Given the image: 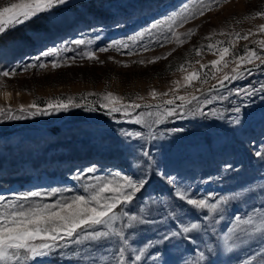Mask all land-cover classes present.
Wrapping results in <instances>:
<instances>
[{
  "label": "rangeland",
  "instance_id": "obj_1",
  "mask_svg": "<svg viewBox=\"0 0 264 264\" xmlns=\"http://www.w3.org/2000/svg\"><path fill=\"white\" fill-rule=\"evenodd\" d=\"M5 2L0 0V4ZM204 3L208 4L209 0ZM185 5L197 13L203 7L193 0H69L68 4L0 35V71H16L15 76L0 77V106L18 109L21 104L36 102L45 107V101L71 97L75 103L97 108L95 112L81 107L50 116L0 121V195L14 198L26 191H40L45 195L36 198L38 202L54 203L61 196L85 194L83 183H95V177H110L120 172L139 178L148 173L149 183L134 204L125 208L130 214H138V208L143 206L141 201H148L149 218L156 222L153 227L141 225L135 230H126L136 249L150 241L161 240L165 232L180 222L160 223L163 205L151 201L163 199L171 205L180 202L173 197L172 186L157 173L175 177L180 186L190 190L193 198H207L210 202L240 191L242 187L253 186L254 191L245 199L230 201L224 206L225 218L217 225L219 231L227 230L235 215L244 216L261 207L264 193L256 185L264 181V156L256 154L264 153V93L248 99L243 93L237 95L235 90L259 88L264 83V66L256 60L259 70L244 79L225 82L221 90L217 88H220V78L236 67L232 61L243 55L244 49H254L264 56V50L254 43L264 39V32L258 31L264 18L255 17L256 12L264 10V0H226L219 4L211 0L210 10L186 22L178 21L172 32L167 25H161L142 39H130L181 11ZM190 30L193 32L190 37L180 36L185 41L182 45L173 38V33L185 34ZM237 34L239 37L247 35L248 39H238ZM76 39H92L94 43L77 47L72 43ZM116 41L128 47L117 50ZM209 44L216 48H209ZM225 46H230L232 53L225 57L229 66L211 65V61L219 59L218 49ZM63 47L73 50L55 57L41 55L44 51ZM104 47L109 50L99 51ZM89 50L96 52L98 61L81 55ZM154 57L167 58L149 63ZM53 60L63 66L53 69ZM40 63L47 67L40 68ZM32 64L37 66L25 70V65ZM217 67L221 71H217ZM192 72L199 73L200 79L186 85L184 77ZM213 74L216 79H212ZM176 81L183 86H177ZM214 85L217 90L207 93ZM153 90L167 95L154 99L150 95ZM107 92L122 97L124 104L153 107L129 109L128 116L123 112L110 116L106 114L108 110L99 106ZM180 95H195L199 100L177 108L178 113L199 107L206 115L168 117L163 123L153 125L155 131L163 135L152 140L122 135V129L146 135L148 128L144 124L130 121L144 113L142 119L151 123L159 118L156 113L161 109L156 105H182L179 99L175 105L163 103ZM220 96L226 99L217 98L211 104L199 103L205 97ZM237 105L242 108L241 119L239 124L233 125L229 120L235 115L232 109ZM213 111L223 119L211 115ZM145 150L148 156L142 155ZM225 164L231 168L225 169ZM93 166L95 170L88 172ZM76 175H80L82 181L73 179ZM56 189L64 191L55 196L47 195ZM204 214V211L198 213L200 217ZM208 239L214 245L211 253L205 250L199 238L195 243L173 238L149 247L139 262L132 260L128 253V264H187L201 250H205L206 256L202 264H241L251 250L259 247L253 242L248 251L226 253L216 245L211 234ZM82 247L69 242L68 248L57 249L52 255L37 258L30 264H89L83 253L63 254ZM88 247L96 251L91 245ZM105 247L111 245L100 246V250L103 252Z\"/></svg>",
  "mask_w": 264,
  "mask_h": 264
},
{
  "label": "snow or ice",
  "instance_id": "obj_2",
  "mask_svg": "<svg viewBox=\"0 0 264 264\" xmlns=\"http://www.w3.org/2000/svg\"><path fill=\"white\" fill-rule=\"evenodd\" d=\"M217 4L226 2V0H215ZM69 0H6L5 3L0 4V35L4 34L8 29H14L17 26L24 25L34 19H38L41 14L52 12L53 9L66 5ZM193 3H199L203 7L197 11L185 5L181 11L172 13L164 20L154 23L150 28H147L136 36L130 37L131 40L142 39L146 34L151 33L153 29L161 25H167L170 32L173 31V26L178 21L186 22L193 18L195 15H203L206 9L210 10L211 0L208 4L204 0H193ZM188 13H191L189 15ZM255 17L264 18V10L255 13ZM254 18V17H248ZM259 32H264V24L258 26ZM193 32L190 30L185 34L173 33V38L178 44H183L185 41L180 38L181 35L190 37ZM237 38L248 39V36ZM75 46L91 45L94 43L92 39H76L72 42ZM223 43V42H218ZM258 43L261 50H264V39L255 41ZM117 50L120 47L127 48L128 45L122 41L114 42ZM209 48H216V45L209 44ZM73 49L53 48L49 51L41 53L43 57L57 56L58 53L72 51ZM108 47L100 48L99 51H108ZM244 54L236 56L233 59L236 67L231 69L230 73H225L218 84L220 88L225 87V82L231 83L236 80L244 79L246 76L251 75L254 71L259 70V66H255V61H260V66H264V56L254 49H244ZM199 55V50H197ZM219 59L211 61V65L227 68L229 62L225 57L231 55L230 46L221 47L218 49ZM82 56L87 57L89 60H99L95 51H85L81 53ZM168 55H171L169 53ZM167 57H154L149 63H155L159 59H166ZM37 60L40 57L36 58ZM73 62L75 57L72 58ZM64 63H67L65 60ZM144 63V61H139ZM245 65H254V67L245 68ZM37 65H25L27 70L29 67H36ZM63 64L57 60H53L51 67L53 69L62 67ZM128 66V65H125ZM40 68L47 67L46 64L40 63ZM201 67H207L202 65ZM183 70V66L181 69ZM217 71H221L217 67ZM16 71L3 70L0 71V77L15 76ZM200 79L197 72H192L184 77L186 85H191L193 80ZM212 79H216L215 74ZM206 82V81H204ZM177 86L180 85L176 81ZM178 90V89H177ZM213 91L217 90L214 85ZM231 91V90H230ZM236 94H244L245 97L250 99L257 93H264V83L259 88L247 87L244 89H236ZM10 96L11 93H6ZM150 95L155 99L158 96H165L167 93H157L153 90ZM143 99L142 97H139ZM226 99L225 96L220 97H205L200 100L201 104H211L214 99ZM176 99L183 102L182 105L176 107H162L156 105L161 109L156 113L159 117L151 123L143 120L144 113L137 114L130 122L136 124H144L148 128V133L145 135L139 131H128L122 129V135L131 138L141 137L145 140L155 139L158 133L155 131L153 125L163 123L165 119L172 116L180 115L181 117L191 114L206 115L199 107L187 111L177 112V108H183L191 105L199 98L195 95L178 97L174 96L163 103L165 105H175ZM103 103H100V108L108 110L107 115L113 113H121L125 116L130 115L129 109L135 110L144 108H151L152 105H141L139 103H122L123 98L114 95L112 92H107L102 97ZM45 107H41L38 103L33 102L30 105L21 104L18 109L0 106V121L8 120H24L34 118L37 116H50L59 112H68L72 108L84 107L85 111L95 112L97 108L89 105L85 107L81 103H75L71 97L65 99H56L45 101ZM232 111L234 116L229 120L230 124L237 125L240 123V114L242 108L240 105L235 106ZM223 119V116L216 111L211 113ZM176 131V130H171ZM143 156H148L145 150L142 152ZM257 156H264V153L257 152ZM225 169L231 168V165L225 164ZM95 166L87 169L88 172H93ZM160 177L165 179L167 184L172 186V195L180 203L171 205L169 201L153 199L152 204L163 205L160 210V223L167 224L170 221H180L173 228L169 229L163 234L161 240L150 241L143 248L136 249L130 243V236L126 230H135L137 226L153 227L155 221L149 218L151 209L148 206V201H141L142 207L138 208V214H130L126 211L127 206L134 204L138 198V194L142 193L145 186L149 183L150 176L145 173L139 178H133L130 175H121L120 172L113 173L110 177H95V183H83V192L85 194L72 195L70 197L61 196L54 203H41L36 198L45 195L40 191H26L16 195L14 198H6L0 195V264H30L37 258L48 257L52 255L57 249H66L69 247V242L77 246H83L73 253H63L64 255H80L84 254V259L89 264H128V253H131V259L135 262L141 261L142 257L146 254L149 247L154 244H160L169 239L177 238L185 241L196 242L199 238L205 245V250L209 253L214 251V245L209 242V234L214 238L216 245L223 249L226 253H233L236 251H248L253 242H256L259 247L251 250V254L241 261V264H264V196L261 197V207L254 208L250 213L244 216L235 215L233 222L227 230L219 231L217 225L225 217L224 206L229 204L230 201L243 200L247 195L254 191L253 186L242 187L240 191H234L229 195L214 198V202H210L207 198H193L190 190L180 186L177 179L171 175L165 176L163 173H157ZM73 179L82 181L80 175H76ZM262 193H264V181L259 182L257 185ZM64 189H56L47 195L55 196L57 192H63ZM185 205L191 206L186 208ZM204 211L203 217L198 215L199 212ZM188 216L190 219L185 220L184 217ZM203 220V223L193 222L194 220ZM193 234H196L194 236ZM39 241V242H37ZM91 245L96 248L93 252ZM111 245L105 247L104 251L100 250V246ZM205 250L198 251L187 264H202L206 260ZM105 253H108L107 255ZM155 259V257H153Z\"/></svg>",
  "mask_w": 264,
  "mask_h": 264
},
{
  "label": "water",
  "instance_id": "obj_3",
  "mask_svg": "<svg viewBox=\"0 0 264 264\" xmlns=\"http://www.w3.org/2000/svg\"><path fill=\"white\" fill-rule=\"evenodd\" d=\"M217 89H218V90H221V89H223V88H217ZM211 92H213V90H209V91H207V93H211ZM75 111H76V110H74V111L72 112V114H74Z\"/></svg>",
  "mask_w": 264,
  "mask_h": 264
}]
</instances>
